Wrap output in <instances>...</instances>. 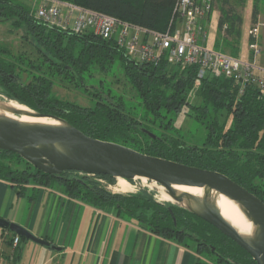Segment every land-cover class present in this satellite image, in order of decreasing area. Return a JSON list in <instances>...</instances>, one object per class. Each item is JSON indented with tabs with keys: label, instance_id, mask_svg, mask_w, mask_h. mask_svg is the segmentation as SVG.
<instances>
[{
	"label": "trees",
	"instance_id": "16d2710c",
	"mask_svg": "<svg viewBox=\"0 0 264 264\" xmlns=\"http://www.w3.org/2000/svg\"><path fill=\"white\" fill-rule=\"evenodd\" d=\"M61 1L150 31H165L178 0ZM258 1H254L252 9L254 22L261 12ZM246 3L247 0L218 1L221 36L215 38L213 48L236 56L241 53V10ZM0 19H9L15 28L22 29L23 38L39 53L38 61L26 59L0 43V95L64 118L92 137L220 171L264 201V94L259 89L249 86L240 94L232 79H199L197 65L137 61L114 39L44 23L24 0H0ZM116 69L134 90L133 100L111 85L105 88V76H96L99 72L115 76ZM59 81L83 88L91 104L59 97L54 92ZM181 113L197 123L194 135L176 125ZM142 128L151 130L156 137ZM100 177L117 181L110 175H87L74 170L61 175L44 173L19 154L0 150V179L8 181L19 194H26L29 186H33L34 196L41 186L60 185L72 198L122 213L167 239L194 245L199 264H257L248 251L211 223L183 207L159 201L155 189L141 186L137 192H112L99 183Z\"/></svg>",
	"mask_w": 264,
	"mask_h": 264
},
{
	"label": "water",
	"instance_id": "95a60500",
	"mask_svg": "<svg viewBox=\"0 0 264 264\" xmlns=\"http://www.w3.org/2000/svg\"><path fill=\"white\" fill-rule=\"evenodd\" d=\"M23 116L39 120L23 119ZM142 130L156 137L151 130ZM0 150L17 153L37 169L52 175L74 170L87 175H110L116 180L124 178L130 184L134 180H147L146 186L158 192L159 201L173 203L201 217L248 251L257 264H264V201L220 171L187 165L92 137L64 118L41 113L2 95ZM179 186L200 191L196 193ZM131 189L138 191L133 184ZM164 192L171 199H161ZM215 195H225L239 207L250 225L248 231H241L222 214ZM0 228L59 248L3 217H0Z\"/></svg>",
	"mask_w": 264,
	"mask_h": 264
},
{
	"label": "crops",
	"instance_id": "0c3cea01",
	"mask_svg": "<svg viewBox=\"0 0 264 264\" xmlns=\"http://www.w3.org/2000/svg\"><path fill=\"white\" fill-rule=\"evenodd\" d=\"M243 41V39H242ZM19 194L0 179V217L59 248L0 228V260L10 264H199L194 245L141 227L128 216L72 198L60 185ZM18 235V234H17ZM205 264V263H202Z\"/></svg>",
	"mask_w": 264,
	"mask_h": 264
},
{
	"label": "built area",
	"instance_id": "2783aa9c",
	"mask_svg": "<svg viewBox=\"0 0 264 264\" xmlns=\"http://www.w3.org/2000/svg\"><path fill=\"white\" fill-rule=\"evenodd\" d=\"M219 0H178L169 28L150 31L115 16L85 8L68 1L34 0V15L51 26L75 31H92L104 39H114L137 61L170 65H197L198 77L228 78L243 94L254 86L264 94V22L257 20L249 29V57L236 56L209 46L206 20ZM139 190L147 182L134 180ZM20 236L13 239L14 245ZM0 264H10L0 260Z\"/></svg>",
	"mask_w": 264,
	"mask_h": 264
},
{
	"label": "rangeland",
	"instance_id": "374dc122",
	"mask_svg": "<svg viewBox=\"0 0 264 264\" xmlns=\"http://www.w3.org/2000/svg\"><path fill=\"white\" fill-rule=\"evenodd\" d=\"M255 0H247L245 7L242 8L241 12L244 16V24H243V41L241 42V54L244 57H249V29L253 25V17H252V9ZM25 3L34 6V0H24ZM258 6L261 10L260 14L258 15L257 19L261 22H264V0L258 1ZM218 20H219V10L218 6L214 9L209 17L206 20V29L208 31V43L209 46L213 44L215 38L220 35L218 34ZM23 30L17 29L11 23L9 19H0V43H3L7 48L11 50V52L15 55L23 54L26 59H34L36 61L39 60V53L35 50V48L29 43L26 39L23 38ZM263 34H264V27H263ZM221 36V35H220ZM263 43H264V36H263ZM118 72L115 76L106 75L104 73H96V76H105V88L111 85L115 88L118 92L123 93L129 101L134 99V90L132 89L131 85L128 83L126 78L121 74L119 69H116ZM111 83V84H110ZM54 92L59 97L63 99H69L71 101H77L84 105L91 104L90 97L83 90V88L75 87L73 84H66V82L59 81L58 84L54 87ZM195 96L193 95V101H195ZM200 100V99H199ZM188 111V110H184ZM176 125L181 127L182 130L189 135H194L195 130L198 127L197 123L194 121L189 115L185 113H181L180 116L176 120ZM98 181L101 185H103L106 189L110 191H115V187H117V182H111L105 178H98ZM143 182H147L144 180ZM149 183V182H148ZM131 182L130 189L132 188ZM119 192V191H118ZM122 192V191H121ZM134 192L132 189L122 193H130ZM159 196V195H158Z\"/></svg>",
	"mask_w": 264,
	"mask_h": 264
},
{
	"label": "bare ground",
	"instance_id": "6f19581e",
	"mask_svg": "<svg viewBox=\"0 0 264 264\" xmlns=\"http://www.w3.org/2000/svg\"><path fill=\"white\" fill-rule=\"evenodd\" d=\"M17 105V104H14ZM23 119H29V120H39L34 117L30 116H23ZM130 182L127 181L124 178H120L117 182V187H115V191H122L126 192L131 190L130 189ZM182 189L190 190L193 192L198 193L200 190L198 188H188L185 186H179ZM214 199H216V203L218 207L220 208L222 214L238 229L241 231H248L250 225L248 221L246 220L245 216L243 215L242 211L239 209L238 206H236L235 203H233L230 199H228L225 195L217 196L215 195ZM161 199H171V196L168 195L166 192H164L163 195L160 196Z\"/></svg>",
	"mask_w": 264,
	"mask_h": 264
}]
</instances>
